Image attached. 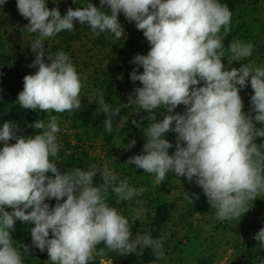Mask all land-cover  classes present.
<instances>
[{
    "label": "clouds",
    "instance_id": "9594fccd",
    "mask_svg": "<svg viewBox=\"0 0 264 264\" xmlns=\"http://www.w3.org/2000/svg\"><path fill=\"white\" fill-rule=\"evenodd\" d=\"M5 3L0 0V5ZM17 9L29 21L25 30L37 34L30 46L35 60L29 66L38 70L23 78L17 101L22 108L56 113L80 109L84 86L80 75L62 50L48 54L50 63H46L43 41L64 30L73 31L74 21L87 24L96 36L108 31L119 40L125 34L118 20L123 13L151 45L146 55L136 54L131 61L137 68L130 79L142 87L134 89L135 99L130 98L127 105L147 111L151 123L144 128V154L130 157L126 164L154 174L158 183L169 172L189 182L195 178L221 221L242 217L249 211L248 203L264 195V144L255 142L264 137V128L253 122L264 124V67L244 63L225 70L220 33L230 28L232 13L227 5L218 0H100V7L87 2L76 9L69 7L62 15L58 7L49 9L46 0H17ZM253 47L251 42L232 41L229 65L251 56ZM249 80L254 116L243 111L240 96ZM98 104L105 114L106 131L112 133L113 119L121 108H111L103 94ZM179 105L185 106V113L173 114ZM161 108L168 114L156 122L155 110ZM132 123L139 126L136 120ZM29 127L42 131L24 137L16 135L17 124L5 121L0 127L4 142L0 149V264H23L11 236L17 220L34 224L32 244L47 251L51 264H90L101 243L121 255L151 248L157 260L163 258L162 239L150 232L133 238L129 220L107 202L110 191L120 201L136 195L126 179L119 180L107 166L102 170L95 165L87 170L76 167L62 173L51 159L59 152L57 117L50 116L47 124L37 119ZM170 131L178 134L171 155L173 144L164 138ZM13 139L16 142L9 144ZM135 143L133 139L125 147ZM98 172L103 183L94 186ZM53 198L58 203L50 207L45 201ZM186 198L193 203L187 193ZM254 239L264 248V228ZM22 248L30 254L27 245ZM258 264H264V259H258Z\"/></svg>",
    "mask_w": 264,
    "mask_h": 264
},
{
    "label": "trees",
    "instance_id": "16d2710c",
    "mask_svg": "<svg viewBox=\"0 0 264 264\" xmlns=\"http://www.w3.org/2000/svg\"><path fill=\"white\" fill-rule=\"evenodd\" d=\"M87 2H91L97 7H100V0H68V2L59 8L62 15L66 14L69 7L76 9L86 6ZM219 3L227 5L232 13L231 24L227 33L221 29V36L224 37V54L222 62L226 63L227 58L231 55L228 47L234 40H239L242 43L251 42L254 46L257 43L254 41L259 39L260 34L256 33V28L259 25L255 18L260 0H218ZM103 10L110 14V8L104 6ZM2 15H6L9 19H17L22 16L17 9L16 0H7L3 9ZM118 20L124 28L125 34L117 40L114 34L105 31L99 36L93 34L91 28L87 25H80L78 21H74L75 29L73 31L64 30L61 33L53 36V45L45 49V62L50 63L48 54L54 55L58 51H64L68 56L75 54V45L84 40V38H93V47L108 50L111 56L108 58V64L96 66V70L92 75L88 86L97 99L100 94H103L105 103L111 108H121L120 114L113 119V131L108 133L104 125L105 114L102 112L98 101L95 104L84 107L83 103V88L81 90V108L71 112L63 113L43 112L39 109L31 110L24 109L18 104V94L23 90V85L17 87L10 86L8 89H0V127L5 121L12 122L18 125L16 129L17 136H34L42 130H35L29 125L35 121L42 120L47 124L50 116L55 115L58 118H64L70 121L72 127L77 131L76 144L68 143L67 149L62 150L58 154L57 167L60 171L67 172L73 168L79 167L82 170H87L90 166L95 165L97 169L102 170L107 166L119 178V180H127L130 187L136 190V195L127 201H120L119 198L109 192L108 204L110 207L121 210L125 215H129L134 220L132 225V236L136 234H144L150 232L155 239H163L167 233L168 227L175 222L176 213L181 208L182 212L179 218L181 225L179 232L182 236L177 238L174 246V253L181 255L182 258L188 259L199 258L200 249L205 245L202 240L204 228L197 223L198 218L207 219L208 214L215 212L203 193L201 187L189 184L188 187L180 182V177L169 172L162 182H156L154 174L143 172V169L136 168L135 165H128L126 162L130 157L141 155L143 146L146 142L144 128L151 121L141 115V111L135 112L131 105H127L130 95L134 92L136 83L131 81L130 73L137 65L131 63L136 54L146 55L151 46H145L135 39V31L137 30L135 22H129L123 13H120ZM24 30H21L23 32ZM264 32V29L262 30ZM36 38V36H35ZM34 38V39H35ZM33 40L23 48L18 56L23 62L34 60L35 53L31 50ZM142 66L138 69V74L142 73ZM91 77V76H90ZM84 81V79H82ZM203 86V82L201 85ZM248 88H251L249 84ZM181 114L182 110L178 109L173 114ZM248 114L254 113L252 109L247 110ZM136 120L139 126L132 123ZM127 121V123H125ZM157 121V118H156ZM257 128H264V124H258ZM174 127V124H173ZM136 143L130 149L125 146L132 140ZM0 141V149L1 147ZM257 144H264V137H258L255 141ZM96 143H103L109 154V165H105L103 161L95 160L88 148ZM124 149V150H123ZM122 151L121 156H116ZM175 150L169 149V154H173ZM47 175H52L48 173ZM117 181V184L119 182ZM103 183L102 177L98 172L93 179L94 186ZM181 188V195L186 196V193L193 199V203L184 197L183 206L178 200L172 198L173 192L177 188ZM193 187V189H192ZM186 188V189H185ZM195 194V195H194ZM198 196V198H196ZM66 199V198H65ZM145 199L147 204L146 213L138 218L134 217L137 212L138 200ZM50 207H54L58 201L54 198L46 200ZM63 202V201H60ZM249 211L242 215L241 228L244 234L243 241L238 240L239 248L243 249L240 264H258V259H264V248H262L254 239L255 235L261 228H264V196L257 197L255 201H250L247 205ZM7 211H12L6 208ZM34 224L16 221L14 230H11L14 246L20 249L22 253L23 264H51L47 251L41 252L32 244L30 229ZM226 229V226H222ZM228 229V228H227ZM235 232V229H231ZM51 238V232L49 234ZM22 245H27L30 249V254H24ZM95 254V263L101 264L102 260H110L114 264H165L164 255L162 259L157 260L151 248H138L135 253L121 255L117 251L109 250L103 243L97 246ZM181 258V259H182ZM185 259V258H183ZM200 264H207L205 260H201Z\"/></svg>",
    "mask_w": 264,
    "mask_h": 264
},
{
    "label": "rangeland",
    "instance_id": "374dc122",
    "mask_svg": "<svg viewBox=\"0 0 264 264\" xmlns=\"http://www.w3.org/2000/svg\"><path fill=\"white\" fill-rule=\"evenodd\" d=\"M17 2V0H16ZM68 0H57L56 3L53 0H46V6L51 9L54 7L62 8ZM7 4V3H6ZM5 4L0 5V89H8L10 86L17 87L23 85V78L25 75L35 74L38 70L37 67H30L32 61L23 62L24 67L22 68V64L18 62L20 60L18 53L25 48L28 42L34 40L37 34L29 33L25 30V26L29 24V21L25 19L23 16L19 19H9L6 15H2ZM259 25L256 28V33L260 34L259 39L255 40L254 43H257L256 46L253 47L252 55L245 58L244 61H233L231 65L228 63V58L225 63V70H231L232 67L239 68L244 63L252 64L257 67H264V0H260L258 5V11L255 17ZM21 30H24L21 32ZM135 39L145 46H151L149 42L143 35V32L140 30L135 31ZM53 37L46 38L43 43L45 49L47 51L48 47L53 45L54 39ZM93 38L88 39L84 38L83 41L78 42L75 45V54L70 56L69 59L71 63L75 66L78 74L80 75L81 80L84 79L83 82V103L84 107H88L89 105L95 104L98 99L97 97L91 93V89L86 86L87 82L91 80L93 73L97 69L96 66L106 65L108 64V58L111 56L108 53V50L100 49L99 47H93ZM35 60V57H34ZM33 60V61H34ZM91 76V77H90ZM136 87H142L139 81H136ZM250 84V80L247 81V87L240 90V96L243 101V111L247 113L248 109H252L251 106V96L254 94L251 88H248ZM239 87V86H238ZM131 99H135L134 92L130 95ZM135 112L143 111L141 115L147 117L149 113L147 111L141 110L139 106L132 104L131 105ZM178 109L182 110L181 114H184L186 108L184 105H179L175 112ZM157 121L159 122L163 119L165 115H167L166 109H157L155 110ZM57 122L59 125V131L56 133L57 143L59 145V152L67 149L68 143L73 145L76 144V134L77 131L72 127L71 122L66 121L64 118H58ZM257 126H259L258 122L253 121ZM177 133L174 131H170L165 134V139H167L170 143L173 144L172 150H175V144L177 140ZM16 141L10 140L9 144H14ZM4 146V142H1V147ZM183 146V145H182ZM90 151V155L95 159L103 161L104 164L109 165L110 162L109 157L110 154L103 143H96L88 148ZM124 150V149H123ZM58 152V154H59ZM122 151L119 152L116 156H121ZM57 157H53L51 159L54 162H58ZM177 183L186 185L188 187L189 184H194L198 186L195 182V178H193L192 182H189L186 177H180V182ZM199 187V186H198ZM186 189V188H185ZM193 189V187H192ZM181 188H177L175 192L172 194V198L178 200L179 204L183 206L184 195H181ZM264 195H261L262 197ZM139 205L137 208V212L134 214V217H142L147 211V202L145 199L137 202ZM117 211L123 215L125 218L129 220L130 229L132 231V225L134 224V220L129 215H125L121 212V210L117 209ZM181 208L176 213L175 222L171 224L167 233L163 239V255L165 259V264H200L201 260H205L207 264H240V260L242 258L243 249L239 248L238 240L243 241L244 234L242 231L241 221L242 217L232 219V220H218L216 218V213L212 210L211 214H208L207 219L198 218L197 223L200 224L203 228V238L205 241V245L201 247L199 258L188 259L186 257L182 258L181 255L174 253V244L177 241V238L182 236V233L179 232L181 225L179 224V218L181 215ZM222 226H226V229ZM228 228V229H227ZM231 229H235L233 232ZM182 258V259H181ZM95 263V254L93 253V261ZM101 264H114L110 260H102Z\"/></svg>",
    "mask_w": 264,
    "mask_h": 264
}]
</instances>
